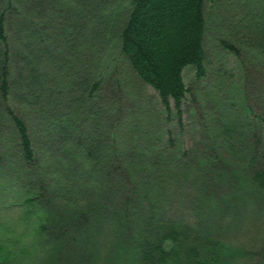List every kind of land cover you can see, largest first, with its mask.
<instances>
[{
	"label": "trees",
	"instance_id": "obj_1",
	"mask_svg": "<svg viewBox=\"0 0 264 264\" xmlns=\"http://www.w3.org/2000/svg\"><path fill=\"white\" fill-rule=\"evenodd\" d=\"M208 1L229 37L220 46L244 66L248 110L217 118L211 129L204 118L208 150L183 149L178 172L193 188L217 182L190 192L201 213L218 202L211 192L237 200L240 180L264 196V0H0V207L20 210L12 226L21 227L0 237V264L36 262L45 249L50 255L38 264H99V233L129 264H240V249L226 254L209 221L161 215L172 188L149 182L164 181L163 146L175 141L165 123L134 109L109 54L118 50L182 128L192 90L183 72L208 74Z\"/></svg>",
	"mask_w": 264,
	"mask_h": 264
},
{
	"label": "rangeland",
	"instance_id": "obj_2",
	"mask_svg": "<svg viewBox=\"0 0 264 264\" xmlns=\"http://www.w3.org/2000/svg\"><path fill=\"white\" fill-rule=\"evenodd\" d=\"M207 14L205 43L208 51V58L206 59L208 74L204 79L197 80L192 66L186 67L183 72L184 80L192 90L184 103L182 128L179 126L180 124L175 115L170 119L165 118L166 115L161 108L156 91L151 86L140 82L132 73L124 58L119 55L118 50L113 48L109 50V54L112 63L118 66L120 76L126 84L127 90L134 94V96L130 95L132 101L137 103L134 109H140L139 115L142 113L149 116L151 123L157 124L159 122L161 125L165 123V128L171 131L172 138L175 141V147L169 149L163 146V154L169 156L165 160L161 159L162 162L168 164L165 167L167 169L164 170V181L161 183L160 176H155L151 177L149 182L150 188L156 191H158L159 186L165 187L169 185L172 188L170 192L172 194L167 196L169 199L166 202L168 204L166 206L167 211L161 212V215L166 218H177L183 221L188 219L195 222L197 220L200 222L204 221L205 224L209 221V226L206 225L210 235L225 245L224 252L226 254H231L230 249H240L242 253L238 255L241 258L240 264H264V196H259V199H256V194L259 195L256 189L253 186L247 187L240 180L235 187L237 200L224 196L226 191L218 194L211 192L207 195L216 196L218 202H215L217 204L212 211H209L210 213H201L200 209L196 210L194 207L197 206V202L193 200L194 196L192 194H202L203 187L207 188L209 185L210 187H215L217 182L213 180L212 183H197L198 185L193 188V184L190 182L191 179H187L185 174L178 172V169L183 167L180 162L184 163L185 161L183 157H180L183 149L188 150L191 156L208 150V146L205 144L206 137L204 139L202 134L205 131L204 118H207L205 124L210 126L211 129L213 121H217V118L222 117V120L225 118L230 119L237 114L241 116L246 113L245 110H248L244 100L245 92L243 91V84H245L243 79L244 66H241L237 57L220 46L219 40L229 37L222 26H220L217 7L210 1L207 2ZM245 60L251 63H260L258 58L248 57ZM262 98H264V95ZM130 118V127L136 129L139 118L137 115ZM207 130L209 132V128ZM259 131L262 145L264 146V125ZM129 135H132L131 132ZM178 157H180L179 160ZM211 163L213 164L212 161ZM171 171L177 174L174 179L171 177ZM234 175L238 177V174ZM230 182L231 179H226L225 183ZM177 191L182 194L177 193ZM191 191L193 192L192 194H190ZM222 195L224 197H221ZM252 197L254 200H252ZM191 202H194V206ZM19 215L20 210L18 209H3L0 207V237L18 234L21 227H17L15 230L12 223ZM101 226V221L96 220V228L101 229ZM104 239V235L99 233L98 243L103 242L100 248L101 261H99V264H129L127 257V261L123 258L122 260L114 258L116 254L111 253L113 252L111 247L104 245ZM9 246L12 247L13 244L10 243ZM19 250L14 251L15 257H13V261L18 260L19 255L17 252ZM36 255V262L34 258L30 260L29 256L27 260L29 259L30 261L23 262V259H19L16 264H36L38 260L41 261L43 258L49 257L50 252L45 249V253L39 252Z\"/></svg>",
	"mask_w": 264,
	"mask_h": 264
}]
</instances>
